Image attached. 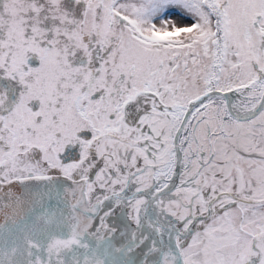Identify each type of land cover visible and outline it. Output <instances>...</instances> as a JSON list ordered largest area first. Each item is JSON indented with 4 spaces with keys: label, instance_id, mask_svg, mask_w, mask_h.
Instances as JSON below:
<instances>
[{
    "label": "snow or ice",
    "instance_id": "1",
    "mask_svg": "<svg viewBox=\"0 0 264 264\" xmlns=\"http://www.w3.org/2000/svg\"><path fill=\"white\" fill-rule=\"evenodd\" d=\"M0 264H264V0H0Z\"/></svg>",
    "mask_w": 264,
    "mask_h": 264
}]
</instances>
